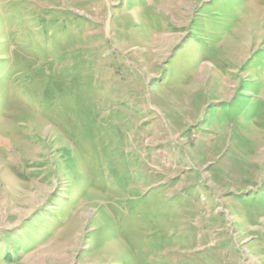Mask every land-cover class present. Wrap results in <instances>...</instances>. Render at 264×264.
Instances as JSON below:
<instances>
[{
    "label": "rangeland",
    "instance_id": "374dc122",
    "mask_svg": "<svg viewBox=\"0 0 264 264\" xmlns=\"http://www.w3.org/2000/svg\"><path fill=\"white\" fill-rule=\"evenodd\" d=\"M0 264H264V0H0Z\"/></svg>",
    "mask_w": 264,
    "mask_h": 264
},
{
    "label": "bare ground",
    "instance_id": "6f19581e",
    "mask_svg": "<svg viewBox=\"0 0 264 264\" xmlns=\"http://www.w3.org/2000/svg\"><path fill=\"white\" fill-rule=\"evenodd\" d=\"M110 249H111V247H110Z\"/></svg>",
    "mask_w": 264,
    "mask_h": 264
}]
</instances>
